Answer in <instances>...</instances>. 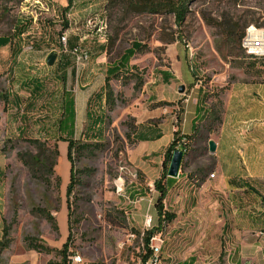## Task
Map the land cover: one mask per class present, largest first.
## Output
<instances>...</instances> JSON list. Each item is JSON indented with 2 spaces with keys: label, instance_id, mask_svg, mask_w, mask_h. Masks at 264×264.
<instances>
[{
  "label": "rangeland",
  "instance_id": "1",
  "mask_svg": "<svg viewBox=\"0 0 264 264\" xmlns=\"http://www.w3.org/2000/svg\"><path fill=\"white\" fill-rule=\"evenodd\" d=\"M108 1L24 0L21 5L12 6L9 13L1 18L0 37H13L15 46L35 47L38 52L34 55H24L44 59L59 52L61 37L67 34L69 42L75 40L88 56L79 66L82 75L80 84L83 87H77V92L84 90V69L95 62V53L101 46L109 43L110 39L115 41L108 51V64L117 61L129 51L134 42L144 45L145 50L137 52L127 66L129 70L140 75L144 82L149 78L156 79L165 72L170 73L173 78L177 76L173 68L177 55L181 56L184 66L191 72H196V80H207L208 83L213 77L227 78L229 83L238 78L254 82L262 80V77L255 78L254 74L245 70V66L255 60L247 58L239 50L230 55V45L226 42L223 28L218 24L249 23V27L260 25L261 28H256L264 30V0H191L188 3L186 19L181 25L176 24L175 17L171 14L127 12L121 5L106 9ZM81 3H84V10L78 9L82 6ZM19 25L26 26L27 32L17 38L14 37L15 27ZM172 39L175 41L169 43ZM9 55L7 52L1 53L0 62L5 61ZM0 83L7 86L5 78H0ZM67 86L72 88L74 83L70 80ZM49 87L60 92L64 84L58 81ZM220 89L212 87L213 93ZM137 92L125 90L127 103L120 105L109 116L100 138L106 147L92 156L75 161L77 171L92 170V173L81 176L82 184L75 188L70 199L71 220H78V223H73L70 255L81 256L85 264H141L137 256L146 252L143 236L135 235L131 238V229L119 228L108 219V214L111 220L116 216L120 217L119 213L125 214V210L120 209L122 206L129 210L134 208L125 197L116 194L117 181H124L128 196V190L134 184H141L140 178L134 181L126 171L121 170L127 168L138 177L126 161V150L132 143L125 137L128 125L134 124V119L126 114L125 109L130 106V101L136 97ZM10 134L9 127L3 120L0 121V165L6 195L3 223L4 227L9 226V238L13 240L4 251L3 259L0 257V264H7L11 259L28 253L24 243L26 236L35 237L49 247L60 250L69 235L68 214L66 218H60V222L66 223L68 230V234L61 237L46 220L31 213L33 208H46L52 212L59 226L62 199L67 206V196H60V191L53 186L46 188L31 177L18 154L34 153L35 149L22 138L11 137ZM211 158L197 152L187 161L190 163L191 160H199L203 167H210L213 164ZM199 186L197 184L196 195L190 196L189 204L180 213L181 223L176 233H190L192 237L189 244L176 247L175 242L183 243L182 238L185 236L175 237V230L168 229V225L163 226L153 239V245L159 248L157 264H181L185 261H194L193 264H236L237 258L230 257V246L225 244L224 237L221 244L216 237L217 244L212 243L211 238L204 243L206 240L202 238V232L208 235L214 230H209L207 224H215L223 219L224 213H216L213 208L215 209L216 200L224 199L210 198L206 191L199 193ZM153 189L158 194L154 187ZM66 192L67 188L65 194ZM147 192L149 193V188ZM255 201L252 199L250 203ZM218 204L222 205L219 201ZM187 205L189 209H193V214L190 215ZM125 220L128 224L126 215ZM150 229L152 227L147 228ZM187 240L184 239V243ZM41 256L40 264L61 261L54 253Z\"/></svg>",
  "mask_w": 264,
  "mask_h": 264
},
{
  "label": "crops",
  "instance_id": "2",
  "mask_svg": "<svg viewBox=\"0 0 264 264\" xmlns=\"http://www.w3.org/2000/svg\"><path fill=\"white\" fill-rule=\"evenodd\" d=\"M81 4L78 9L84 10V3ZM71 42L72 46L78 45L75 40ZM4 52L10 55L0 62V78H5L7 86L0 83V89L8 94V104L0 103V121L3 120L9 127L11 137L56 144L59 157L55 173L60 177V196L63 197L71 176V164L67 157L68 140L79 139L82 133H92L88 114L105 115L104 96L96 107L94 104L92 107L90 100L103 91L108 69L119 59L108 64L107 44L101 46L95 53V62L84 69V90L77 92V87H83L80 84L82 75L71 54L58 56L50 66L47 62L49 56L44 59L33 56L38 52L35 47L8 45L0 48V54ZM26 53L33 55H24ZM174 62L177 76L173 78L165 72L156 79L149 78L125 109L126 114L134 119L136 127L131 135L134 143L126 150V161L141 179V184L136 183L128 190L129 196L125 192V199L134 205L133 210L123 206L120 208L125 210L128 228L145 230L146 215L153 218L151 227L158 228L159 217L154 206L158 194L152 189L163 175L166 151L173 143L175 134L191 135L197 124L203 121L211 104L206 95L213 93L212 87L227 86L222 97V123L218 131L210 136V141L216 144V152L211 154L209 149L204 152L212 157L213 164L211 168L203 167L199 160H191L181 166L175 186L165 199V209L176 214L168 229L175 230L174 234L179 231L180 213L190 196L196 195L199 184V193L206 191L210 198L224 199L215 201L213 211L224 213L223 219L215 224H207L209 230H214L208 235L202 232V238L206 240L204 243L211 238L212 243L219 241L221 244L224 237L225 244L230 246V257L237 258L236 264H264V79L254 82L238 78L229 83L227 78L213 77L212 81L204 84L203 80H196L198 75L194 77L193 72L181 63L180 55L175 57ZM70 80L74 83L72 88L67 86ZM58 81L63 82V89L60 92L55 88L51 90L49 86ZM111 85L116 94L123 93L124 103H118L109 116L120 105L127 103L125 90L134 92V82L121 86L118 81H112ZM182 86L185 92L180 94ZM160 103L169 105L158 106ZM208 167L209 175L192 177L198 169ZM198 179H202L201 182ZM151 199L153 204H150ZM252 199L256 200L255 203H250ZM187 209L190 215L193 214V209H189L188 205ZM5 213L6 195L0 165V242L3 239ZM67 214V206L62 199L58 218L61 237L68 234L66 223L60 222V218H66ZM183 235V243L176 241V247L189 244L190 233L180 232L175 237ZM184 239L188 240L184 243ZM41 255L28 250V253L11 259L7 264H40Z\"/></svg>",
  "mask_w": 264,
  "mask_h": 264
},
{
  "label": "trees",
  "instance_id": "3",
  "mask_svg": "<svg viewBox=\"0 0 264 264\" xmlns=\"http://www.w3.org/2000/svg\"><path fill=\"white\" fill-rule=\"evenodd\" d=\"M191 0H109L106 9L112 7L122 6L127 12L135 13H153V14H167L173 15L177 25L183 24L188 13V3ZM24 2V0H0V22L1 18L5 17L12 6H19ZM249 23L243 25L239 23H220L218 26L223 28L225 33L226 42L230 45V55H234L236 50L243 51L241 48L242 39L245 36L246 29L249 27ZM225 26V27H224ZM257 28H261L260 25H256ZM14 37H21L23 33H26L27 27L24 25H19L15 27ZM114 39H110L107 43L108 51L111 46L114 44ZM172 39L169 43L174 42ZM8 45H13V37H0V48H3ZM68 50H73L79 45L72 46V42L67 41ZM145 47L143 44L134 42L131 46V49L125 52L120 58L117 64H113L111 68L108 69L107 77L105 80V86L103 91L94 95L90 104L93 107L98 105V101L104 96L106 113L103 116L98 114L90 113L88 114L89 120L92 124V133H82L79 139H70L68 140V160L71 163V176L70 182L67 186V208H68V230L69 235L66 243L63 247L55 249L44 244L41 240L32 237H24V243L29 251H34L38 254H55L61 259L59 263H54L50 261L48 264H67L68 257L70 255V249L72 245V228L73 223H78V220L72 222L71 217V202L70 199L76 187L82 184L81 176L85 174L92 173V170L84 169L77 171L75 169V161L80 160L86 156H92L96 152L102 151L106 144L99 140L103 136V131L101 130L105 125L107 120H109V114L114 111L118 103H124L123 93H115L111 82L118 81L121 86H127L129 83L134 82V90L140 91L145 82L143 78L137 73L126 70L131 58L137 52H143ZM246 55V54H245ZM247 56V55H246ZM247 58L255 60L251 64L245 66V70L248 73L254 74V77H262L264 79V60L254 59L250 56ZM134 69V68H132ZM194 77L197 76L195 71H192ZM204 84H207V80H203ZM228 87L221 88L218 92L207 94V100L211 101L209 110L205 114L203 121H200L194 129V132L191 135H180L175 134L173 143L166 151L165 162L163 166V175L162 177L154 184L155 190L158 192V196L154 202L158 217H159V226L158 228H152L146 231H140L136 229H131L132 235L142 236L145 247V254H139L137 258L140 260L141 264H148L151 259H153V250L150 248V242L153 237L158 234V231L162 229L163 226L169 225L176 218V214L165 209V199L170 189L175 186V179L169 178L167 175L169 164L171 158L176 151H184V160L182 166L187 165V160L193 154L201 152L204 154L205 151L209 149L210 136L215 134L218 131L219 126L222 123V114H223V101L222 97ZM0 103L7 105L8 104V94L3 92L0 89ZM90 105V106H91ZM167 103H160L158 106H166ZM94 107V108H95ZM91 109V108H90ZM136 131V127L133 123L128 125V133L126 134V139L130 143H134L131 140V135ZM34 149V153H19L18 158L23 163V165L28 169L32 178L38 180L46 188L53 186L58 192L60 191L61 180L58 175L55 173V166L57 164V159L59 157V151L56 144L49 145L48 142H42L35 139H23ZM210 169H198L192 177H197V175L207 176L209 175ZM196 175V176H195ZM137 178H140L138 175ZM200 182L202 179H198ZM141 181V180H140ZM31 213L36 217L46 220L52 230L59 234V226L55 217L52 215V212L46 208H33ZM120 217L116 216L110 219L111 216L108 214V219L114 223L119 228L127 229V223L125 220V214L119 213ZM109 222V223H111ZM9 226L4 227L3 240L0 242V257L2 253L7 250L11 243L12 239L9 238ZM193 261L183 262L181 264H193Z\"/></svg>",
  "mask_w": 264,
  "mask_h": 264
},
{
  "label": "built area",
  "instance_id": "4",
  "mask_svg": "<svg viewBox=\"0 0 264 264\" xmlns=\"http://www.w3.org/2000/svg\"><path fill=\"white\" fill-rule=\"evenodd\" d=\"M68 35L63 34L60 40V50L57 57L64 54H71L74 57L75 66L79 69V66L84 63V60L88 59L87 54H84V50L81 46L74 48L73 50H68L67 47ZM241 48L243 52L254 59L264 60V30L263 31H246L244 38L241 42ZM184 153V151H183ZM122 171H126L127 174L134 180V176H137L134 172H131L127 168H121ZM116 194L118 196L125 195L124 181L119 179L115 184ZM154 192V189H152ZM150 204H153V199L150 200ZM153 218L151 215H146L145 217V228H151ZM135 235H131L134 238ZM153 239L150 242V248L153 250V259L149 261L148 264H157V247L153 245ZM67 264H85L84 260L75 259V254L69 255Z\"/></svg>",
  "mask_w": 264,
  "mask_h": 264
},
{
  "label": "water",
  "instance_id": "5",
  "mask_svg": "<svg viewBox=\"0 0 264 264\" xmlns=\"http://www.w3.org/2000/svg\"><path fill=\"white\" fill-rule=\"evenodd\" d=\"M57 56L55 54H52L48 57L47 62L50 66H52L56 60ZM185 92V88L182 86L179 89V93L183 94ZM209 152L211 154H214L216 152V144L213 141L209 142ZM184 160V153L182 151H176L174 152L170 164H169V168H168V172L167 175L169 178H177L179 176V172L182 166Z\"/></svg>",
  "mask_w": 264,
  "mask_h": 264
},
{
  "label": "bare ground",
  "instance_id": "6",
  "mask_svg": "<svg viewBox=\"0 0 264 264\" xmlns=\"http://www.w3.org/2000/svg\"><path fill=\"white\" fill-rule=\"evenodd\" d=\"M247 31H263V30H259V29H257L255 26H250L248 29H247ZM137 179V176H134V181ZM120 196H123L124 197V195H120ZM143 236V235H142ZM159 252V248H157V253ZM75 259H78V260H83L82 258H81V256H79V255H77V254H75Z\"/></svg>",
  "mask_w": 264,
  "mask_h": 264
}]
</instances>
